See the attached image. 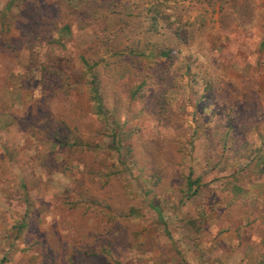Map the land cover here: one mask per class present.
<instances>
[{"label":"rangeland","instance_id":"rangeland-1","mask_svg":"<svg viewBox=\"0 0 264 264\" xmlns=\"http://www.w3.org/2000/svg\"><path fill=\"white\" fill-rule=\"evenodd\" d=\"M0 264H264V0H0Z\"/></svg>","mask_w":264,"mask_h":264},{"label":"trees","instance_id":"trees-1","mask_svg":"<svg viewBox=\"0 0 264 264\" xmlns=\"http://www.w3.org/2000/svg\"><path fill=\"white\" fill-rule=\"evenodd\" d=\"M94 90H95V94H96V100L98 103H101L102 105V102H101V98H100V91H99V88L97 87L98 85H96L94 83ZM193 177V172H190V175L188 176V198L191 199L193 198L194 196H196L197 192H198V188H199V182L200 180L197 179V180H193L192 179ZM198 185V186H196ZM194 186H196L195 190L193 191V188Z\"/></svg>","mask_w":264,"mask_h":264}]
</instances>
